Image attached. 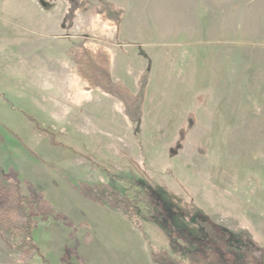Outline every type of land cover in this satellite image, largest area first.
<instances>
[{
	"label": "rangeland",
	"instance_id": "374dc122",
	"mask_svg": "<svg viewBox=\"0 0 264 264\" xmlns=\"http://www.w3.org/2000/svg\"><path fill=\"white\" fill-rule=\"evenodd\" d=\"M101 1L67 20V0H0V180L48 202L39 252L0 238V264H160L156 250L196 241V217L251 239L264 264V0H104L123 11L117 32ZM77 41L104 46L131 91L145 73L140 117L84 88ZM115 175L147 178L173 218L136 224L94 199Z\"/></svg>",
	"mask_w": 264,
	"mask_h": 264
},
{
	"label": "trees",
	"instance_id": "16d2710c",
	"mask_svg": "<svg viewBox=\"0 0 264 264\" xmlns=\"http://www.w3.org/2000/svg\"><path fill=\"white\" fill-rule=\"evenodd\" d=\"M67 1L69 11L66 19L71 20L77 10L85 7L86 0ZM94 12L108 26L118 31L123 19L122 10L111 2L103 0L95 6ZM67 54L71 66L83 81L85 89L97 90L118 98L123 113L130 119H136L142 115L146 93L145 73L140 75L136 91H131L121 81L112 78L110 55L104 46L77 41L68 49ZM27 117L33 123L35 130L50 133L31 116ZM49 135L53 145H61L55 140L53 133ZM128 159L135 163L131 157ZM102 169L110 172L106 167ZM114 178L117 185H105L100 193L102 197L95 194L94 199L107 200L110 210L120 213L136 224H139L142 219L155 218L157 215L159 221L161 220L164 224L168 223L170 218L168 214H171L170 220L173 218L174 210L164 212L161 204L151 196L147 178L143 179L144 181L133 175H115ZM93 190V193L99 194L97 189ZM88 193L83 191L84 196L90 198L92 192ZM47 206V201H35L30 195L23 193L18 181L6 180L3 183L0 180V238L8 249L19 251L22 255L39 252L33 239L36 226L35 215L40 213L37 209L45 212ZM163 212L168 213L166 217ZM194 226L193 233L196 234L194 237L196 241L189 242L188 248L176 246L174 251L166 248L156 250L154 255L160 264H263L262 257L256 255L258 246L251 239L244 236L232 238L226 229L200 217L194 219ZM217 228L221 233L216 232Z\"/></svg>",
	"mask_w": 264,
	"mask_h": 264
},
{
	"label": "crops",
	"instance_id": "0c3cea01",
	"mask_svg": "<svg viewBox=\"0 0 264 264\" xmlns=\"http://www.w3.org/2000/svg\"><path fill=\"white\" fill-rule=\"evenodd\" d=\"M0 32H1V34L3 35V36H5L7 39H8V33L6 32V30L4 29V28H2L1 26H0ZM2 38L3 37H0V39L2 40ZM90 92H94V90H89Z\"/></svg>",
	"mask_w": 264,
	"mask_h": 264
}]
</instances>
